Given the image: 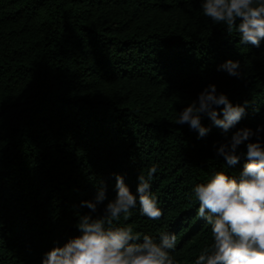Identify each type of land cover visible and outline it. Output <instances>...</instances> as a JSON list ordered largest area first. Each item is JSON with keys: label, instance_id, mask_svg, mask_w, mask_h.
Instances as JSON below:
<instances>
[{"label": "trees", "instance_id": "trees-1", "mask_svg": "<svg viewBox=\"0 0 264 264\" xmlns=\"http://www.w3.org/2000/svg\"><path fill=\"white\" fill-rule=\"evenodd\" d=\"M227 60L240 62L241 78L218 70ZM209 84L248 102L227 138L264 125V40L241 44L201 0H0V264H41L79 235L82 201L101 186L105 204L114 199L115 174L135 194L152 167L163 215L149 219L137 201L115 226L141 240L175 234L176 264H194L212 244L195 185L216 171L238 176L245 163L216 156L226 137L206 115L204 137L176 124Z\"/></svg>", "mask_w": 264, "mask_h": 264}, {"label": "clouds", "instance_id": "clouds-1", "mask_svg": "<svg viewBox=\"0 0 264 264\" xmlns=\"http://www.w3.org/2000/svg\"><path fill=\"white\" fill-rule=\"evenodd\" d=\"M204 16L223 24L230 34L235 30L239 42L259 48L264 40V0H201ZM236 78L242 77L239 61L227 60L218 66ZM222 106V107H220ZM248 102L233 104L215 84H209L196 100L179 113L178 125L187 124L204 137L209 129L202 126L206 115L221 129L226 141L214 145L216 156L234 167L243 157L245 163L238 176L216 171L206 183L196 184L193 192L199 202L197 214L210 226L212 244L201 252L194 264H264V125L255 130L244 127L228 133L246 114ZM219 109V111L217 110ZM244 145L246 152L238 150ZM152 167L147 177H137L133 194L120 174H115L116 196L107 199L103 186L92 201H82L90 211L76 225L79 235L44 253L41 264H176L170 250L176 247L175 234L161 233L159 239L134 234L131 226L116 227L120 217L127 219L137 201L141 213L152 220L163 215L151 194L150 180L156 173ZM104 205L101 216L93 215Z\"/></svg>", "mask_w": 264, "mask_h": 264}]
</instances>
